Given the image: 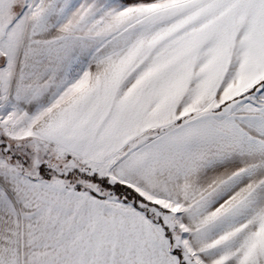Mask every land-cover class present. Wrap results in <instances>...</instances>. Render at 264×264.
<instances>
[{"label": "snow or ice", "instance_id": "snow-or-ice-1", "mask_svg": "<svg viewBox=\"0 0 264 264\" xmlns=\"http://www.w3.org/2000/svg\"><path fill=\"white\" fill-rule=\"evenodd\" d=\"M0 264H264V0H0Z\"/></svg>", "mask_w": 264, "mask_h": 264}]
</instances>
